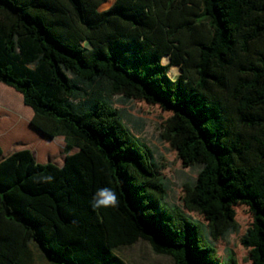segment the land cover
<instances>
[{
  "label": "trees",
  "instance_id": "16d2710c",
  "mask_svg": "<svg viewBox=\"0 0 264 264\" xmlns=\"http://www.w3.org/2000/svg\"><path fill=\"white\" fill-rule=\"evenodd\" d=\"M109 1L0 0V83L33 110L28 133L66 142L62 167L30 150L1 160L0 145V264H33L31 244L55 264H112L140 241L175 264H239L215 245L240 230L238 206L253 215L242 246L264 264V0H116L101 11ZM115 96L171 114L161 139L202 167L182 198L200 220L168 203ZM101 187L118 207L91 206Z\"/></svg>",
  "mask_w": 264,
  "mask_h": 264
},
{
  "label": "rangeland",
  "instance_id": "374dc122",
  "mask_svg": "<svg viewBox=\"0 0 264 264\" xmlns=\"http://www.w3.org/2000/svg\"><path fill=\"white\" fill-rule=\"evenodd\" d=\"M115 1H109L110 3L103 5L100 10L110 9ZM163 63L171 67L169 75L173 79L182 74L181 67L174 65L169 56L164 58ZM113 103L114 107L121 111L127 128L143 146L150 149L157 164L161 167L160 173L169 193L168 203L182 207L188 215L200 220L196 214L185 209L182 198L185 184L195 183L202 167L198 165L185 166L179 160L177 152L161 139L162 124L171 114L158 106H150L138 100H126L122 96H115ZM17 114H21L19 116V118L21 117L20 122L24 123L20 126L16 123ZM33 115V110L24 105L21 94L0 83V145L4 150L3 155L6 157L21 150H30L38 163L62 165L66 159L65 138H50L38 130L39 137L35 136L34 132L28 133L27 128L35 129L31 125ZM31 139L34 141L37 139L36 142L43 148L46 147L48 152L41 153L31 142ZM78 151V148H73L71 154ZM236 212L240 230L229 233L215 245L221 261L227 260L230 254H235L239 264H252L249 250L242 246V238L252 226L253 215L245 206L236 207ZM115 255L117 261L112 264H175L172 258L157 255L150 244L145 241H140L134 246L121 248L116 251Z\"/></svg>",
  "mask_w": 264,
  "mask_h": 264
},
{
  "label": "clouds",
  "instance_id": "9594fccd",
  "mask_svg": "<svg viewBox=\"0 0 264 264\" xmlns=\"http://www.w3.org/2000/svg\"><path fill=\"white\" fill-rule=\"evenodd\" d=\"M47 179L51 180L52 177L49 176ZM90 203L94 209L116 208L119 206L120 200L114 189L101 187L95 191Z\"/></svg>",
  "mask_w": 264,
  "mask_h": 264
},
{
  "label": "crops",
  "instance_id": "0c3cea01",
  "mask_svg": "<svg viewBox=\"0 0 264 264\" xmlns=\"http://www.w3.org/2000/svg\"><path fill=\"white\" fill-rule=\"evenodd\" d=\"M4 151V150H3ZM7 157V156H6ZM4 155L1 157V160L6 158ZM66 159L64 160L62 165H58L62 167L65 164ZM57 165V164H56ZM30 258L33 261V264H55L49 261L42 253L40 248L35 245L31 244L30 245Z\"/></svg>",
  "mask_w": 264,
  "mask_h": 264
}]
</instances>
